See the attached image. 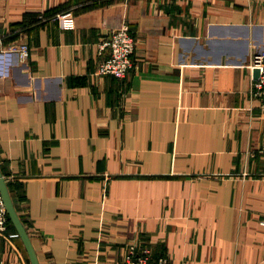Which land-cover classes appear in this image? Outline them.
Returning a JSON list of instances; mask_svg holds the SVG:
<instances>
[{
	"label": "crops",
	"instance_id": "obj_1",
	"mask_svg": "<svg viewBox=\"0 0 264 264\" xmlns=\"http://www.w3.org/2000/svg\"><path fill=\"white\" fill-rule=\"evenodd\" d=\"M56 8L73 19L46 17ZM122 25L135 67L95 75ZM21 44L30 58L0 76V169L40 264H125L132 245L171 264H264L249 67L264 0H0V50ZM0 261L31 264L22 238L0 236Z\"/></svg>",
	"mask_w": 264,
	"mask_h": 264
},
{
	"label": "built area",
	"instance_id": "obj_2",
	"mask_svg": "<svg viewBox=\"0 0 264 264\" xmlns=\"http://www.w3.org/2000/svg\"><path fill=\"white\" fill-rule=\"evenodd\" d=\"M72 11H66L56 15L55 20L63 22L72 18ZM73 19V18H72ZM3 44V42H1ZM137 40L128 25H122L112 33L110 39H105L99 45V61L95 75L112 76L124 79L135 67L134 54L137 48ZM30 58L28 44L11 46L0 50V76L7 77L16 61L26 62ZM249 67L258 71L257 79L252 88V94L258 97L264 109V46L252 58ZM264 225V222H262ZM9 216L0 191V236L13 240L19 238L17 232H8ZM1 264V261H0ZM125 264H171L167 256L155 258L149 248L137 250L132 245L125 256Z\"/></svg>",
	"mask_w": 264,
	"mask_h": 264
},
{
	"label": "water",
	"instance_id": "obj_3",
	"mask_svg": "<svg viewBox=\"0 0 264 264\" xmlns=\"http://www.w3.org/2000/svg\"><path fill=\"white\" fill-rule=\"evenodd\" d=\"M256 72L258 76V71ZM0 191H1L4 203L7 208L9 220L15 225L17 229V233L19 234L20 238H22V240L24 241L29 257H30L31 264H40L37 253L32 244L30 234L18 216V213L16 211V208L14 206V203L12 201V198H11L8 186H7V181L1 169H0Z\"/></svg>",
	"mask_w": 264,
	"mask_h": 264
},
{
	"label": "trees",
	"instance_id": "obj_4",
	"mask_svg": "<svg viewBox=\"0 0 264 264\" xmlns=\"http://www.w3.org/2000/svg\"><path fill=\"white\" fill-rule=\"evenodd\" d=\"M94 6H90L88 7V9L90 8H93ZM63 13V12H66L64 8H56V9H52V10H49L47 13H46V17H51V16H54L58 13Z\"/></svg>",
	"mask_w": 264,
	"mask_h": 264
},
{
	"label": "rangeland",
	"instance_id": "obj_5",
	"mask_svg": "<svg viewBox=\"0 0 264 264\" xmlns=\"http://www.w3.org/2000/svg\"><path fill=\"white\" fill-rule=\"evenodd\" d=\"M58 14H59V13H58ZM58 14H57V15H58ZM57 21H58V20H57ZM30 53H31V49H30ZM9 76H10V74H9Z\"/></svg>",
	"mask_w": 264,
	"mask_h": 264
}]
</instances>
